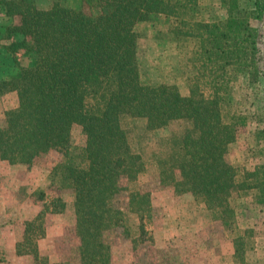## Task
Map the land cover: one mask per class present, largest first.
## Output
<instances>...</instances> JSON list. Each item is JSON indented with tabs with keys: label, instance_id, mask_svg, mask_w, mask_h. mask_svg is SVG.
Listing matches in <instances>:
<instances>
[{
	"label": "trees",
	"instance_id": "1",
	"mask_svg": "<svg viewBox=\"0 0 264 264\" xmlns=\"http://www.w3.org/2000/svg\"><path fill=\"white\" fill-rule=\"evenodd\" d=\"M39 1L0 0L8 17L20 18L13 27L23 36L18 47L35 58L33 67L0 81V97L18 98L0 125V159L32 165L52 151L62 154L50 184L74 192L79 264H113L107 232L130 235L117 204L128 189L122 180L139 183L150 168L162 185L192 195L201 216L212 214L253 247L255 231L241 230L235 220L244 199L264 209V163L234 164L229 153L240 132L255 126L246 154L264 157V111L244 114L237 102L241 78L264 91V0H251V9L221 0L227 16L211 21L198 0H84L79 9L65 0ZM160 20L179 46L185 93L178 84L144 78L139 27ZM75 127L85 137L81 145L73 143ZM168 131L150 155V136ZM151 199L139 188L131 195L140 236L153 217ZM54 205L57 213L66 206L62 198ZM34 225L27 223L26 234ZM235 245L245 260L244 243ZM26 253L37 261V245Z\"/></svg>",
	"mask_w": 264,
	"mask_h": 264
},
{
	"label": "rangeland",
	"instance_id": "2",
	"mask_svg": "<svg viewBox=\"0 0 264 264\" xmlns=\"http://www.w3.org/2000/svg\"><path fill=\"white\" fill-rule=\"evenodd\" d=\"M84 0H65L73 9H79ZM203 17L207 20L225 19L227 14L221 0H198ZM47 6L49 0H40ZM244 9H251V0H241ZM20 23L19 17H8L6 8L0 6V81L10 80L23 68L35 65V58L27 55L18 44L23 36L13 30ZM139 58L144 78L154 83H175L186 91V75L180 68V49L167 34L164 20L142 24ZM264 57V37L261 43ZM241 78L237 89V102L244 114L264 111V91L248 85ZM182 91V92H183ZM18 106L15 94L0 97V125L7 110ZM243 129L237 143L231 146L232 163L253 168L264 163V157H247L250 131ZM176 130V129H175ZM173 131V130H172ZM168 132L150 136V155L158 151L161 140ZM85 137L79 127L73 129V143L81 145ZM264 144V143H263ZM63 156L52 151L34 164H12L0 159V264H79L80 240L76 233L74 192L58 189L50 184L53 168ZM154 168L141 177L139 183L122 180L125 189L118 196L117 204L127 215L126 227L130 235L120 230L108 231L106 240L112 246L113 264H264V209L244 199L237 210L236 225L241 230H254L253 247L250 239L237 236L225 229L213 215L202 214L192 195L178 194L170 186L162 185ZM139 184V186H138ZM150 192L154 209L153 217L146 221L147 233L140 236V221L130 214L129 202L134 190ZM46 196L42 199L41 194ZM62 198L66 204L62 212H55L54 202ZM59 204V203H58ZM42 218L37 222V218ZM234 220H232L233 222ZM27 223H34L33 232L26 234ZM41 227H37L40 226ZM25 237L28 239L25 240ZM241 238V239H240ZM24 242V255H18L17 243ZM255 240V241H254ZM244 243L245 260L235 255L237 242ZM251 243V244H252ZM38 247V259L31 252Z\"/></svg>",
	"mask_w": 264,
	"mask_h": 264
}]
</instances>
